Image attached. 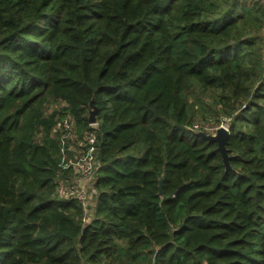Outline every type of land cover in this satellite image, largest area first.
<instances>
[{"label": "trees", "instance_id": "1", "mask_svg": "<svg viewBox=\"0 0 264 264\" xmlns=\"http://www.w3.org/2000/svg\"><path fill=\"white\" fill-rule=\"evenodd\" d=\"M64 117L96 132L88 221ZM84 262L264 264V5L0 0V264Z\"/></svg>", "mask_w": 264, "mask_h": 264}, {"label": "rangeland", "instance_id": "2", "mask_svg": "<svg viewBox=\"0 0 264 264\" xmlns=\"http://www.w3.org/2000/svg\"><path fill=\"white\" fill-rule=\"evenodd\" d=\"M59 106H60L59 103H50L47 104V110L58 108ZM225 122L226 121L222 119L220 123H218V125L215 126L216 122L212 124L209 119L204 120L202 118H198L197 121L195 122L194 128L196 129L202 128L201 130L207 133H214L216 128L219 127L220 125H225L226 124ZM60 129H63V127H60ZM66 138L69 139L70 141L69 150L70 152H72L71 159L74 161L75 164H78L79 163L78 158L83 154V150H84L83 146L85 144L84 142L81 141V139L78 138L77 134L75 133L74 127L72 131L69 133V135L66 136ZM67 176L69 177L68 178L65 176L60 177V184H59V189L61 193L60 195H62L63 197H68L70 195L69 186L71 184L75 183L79 186L84 187L87 194L86 199L89 201L90 204L86 210L85 219L89 220L95 212V204L97 198V193L95 194L92 189L93 179L83 176L81 171L78 170L77 168L72 169L70 172H68ZM84 264H86V262H84Z\"/></svg>", "mask_w": 264, "mask_h": 264}, {"label": "built area", "instance_id": "3", "mask_svg": "<svg viewBox=\"0 0 264 264\" xmlns=\"http://www.w3.org/2000/svg\"><path fill=\"white\" fill-rule=\"evenodd\" d=\"M260 4L264 5V0H256ZM59 127H63L64 137L66 138L67 135L72 131L74 125L73 120L70 117H64L62 120L58 123ZM95 141H96V132L94 130H88L83 134V140L84 142V150L83 154L78 158V164H75L74 161L71 159V157H68L66 159V162L64 163V167H67L71 165L73 169L77 168L81 171L82 175L85 177H89L93 179L92 189L94 193H97V189L94 187V179H95V171L98 167V157L96 155V148H95ZM69 196L72 197L75 196L81 200V203L83 205L84 209V221H88L85 219L86 210L89 207V201L86 199L87 194L84 189V187L79 186L77 184H71L69 186ZM62 189V188H61ZM60 192V189H59ZM68 193V192H67ZM61 194V193H60ZM90 220V219H89Z\"/></svg>", "mask_w": 264, "mask_h": 264}, {"label": "water", "instance_id": "4", "mask_svg": "<svg viewBox=\"0 0 264 264\" xmlns=\"http://www.w3.org/2000/svg\"><path fill=\"white\" fill-rule=\"evenodd\" d=\"M92 102H93V98L91 99L90 103L92 104ZM96 112H97V106L93 105L89 111V118H88L89 123L94 124L97 121ZM197 133L200 134L202 137L217 143V149L220 151L222 155V159L225 167L231 168V164L229 160L230 154L228 153V148H227V140L229 136L228 126L220 125L219 127L216 128L214 133H207L203 130H199L197 131ZM158 193L160 195L162 194V176L160 177Z\"/></svg>", "mask_w": 264, "mask_h": 264}]
</instances>
